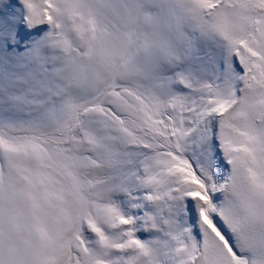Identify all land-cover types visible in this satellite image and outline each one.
<instances>
[{"label":"snow or ice","instance_id":"6c2138e0","mask_svg":"<svg viewBox=\"0 0 264 264\" xmlns=\"http://www.w3.org/2000/svg\"><path fill=\"white\" fill-rule=\"evenodd\" d=\"M0 264H264V0H0Z\"/></svg>","mask_w":264,"mask_h":264}]
</instances>
